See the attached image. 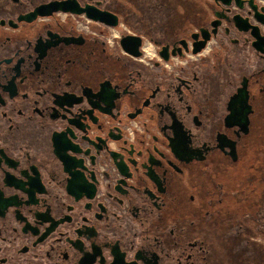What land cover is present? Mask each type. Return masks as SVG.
<instances>
[{
  "label": "flooded vegetation",
  "instance_id": "af4514ba",
  "mask_svg": "<svg viewBox=\"0 0 264 264\" xmlns=\"http://www.w3.org/2000/svg\"><path fill=\"white\" fill-rule=\"evenodd\" d=\"M262 143L264 0H0V264H264Z\"/></svg>",
  "mask_w": 264,
  "mask_h": 264
},
{
  "label": "trees",
  "instance_id": "16d2710c",
  "mask_svg": "<svg viewBox=\"0 0 264 264\" xmlns=\"http://www.w3.org/2000/svg\"><path fill=\"white\" fill-rule=\"evenodd\" d=\"M251 155H255V159L250 163L249 167L246 164L249 170L245 172L244 178L241 175L240 179L243 178L249 181H255L257 185H260L257 188H264V143H262L260 147H257V150L253 151ZM246 165L244 167H246Z\"/></svg>",
  "mask_w": 264,
  "mask_h": 264
},
{
  "label": "rangeland",
  "instance_id": "374dc122",
  "mask_svg": "<svg viewBox=\"0 0 264 264\" xmlns=\"http://www.w3.org/2000/svg\"><path fill=\"white\" fill-rule=\"evenodd\" d=\"M174 61L176 62V59H174ZM254 159H255V155L252 156L251 154H249L247 157H245L240 163V164H242L241 167L243 169L238 171V172L236 171V173L234 174V179H240L241 175L244 178L245 172H248L247 171V170H249L248 167L250 166V163L253 162ZM246 164L248 165V167H247ZM245 165H246L247 168L244 167Z\"/></svg>",
  "mask_w": 264,
  "mask_h": 264
}]
</instances>
